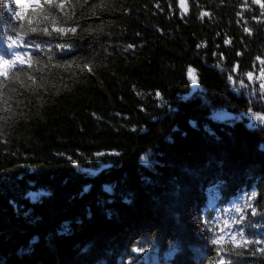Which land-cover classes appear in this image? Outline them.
I'll use <instances>...</instances> for the list:
<instances>
[{
  "label": "trees",
  "instance_id": "16d2710c",
  "mask_svg": "<svg viewBox=\"0 0 264 264\" xmlns=\"http://www.w3.org/2000/svg\"><path fill=\"white\" fill-rule=\"evenodd\" d=\"M99 2L70 0L54 15L78 34L47 39L17 23L14 0L8 10L0 0V56L31 55L32 72L43 73L38 94L13 79L0 95V264H213L210 238L223 221L221 258L264 264L255 251L264 243L243 258L228 243L238 232L264 238L249 212L241 221L229 211L256 193L264 211V122L248 111L264 100L239 83L264 56L261 9L251 0H188L185 15L170 7L175 0H105L106 11L93 7ZM9 36L22 46L7 49ZM57 39L72 52L56 50ZM89 60L94 74H81L76 65ZM139 246L142 255L132 252Z\"/></svg>",
  "mask_w": 264,
  "mask_h": 264
},
{
  "label": "snow or ice",
  "instance_id": "6c2138e0",
  "mask_svg": "<svg viewBox=\"0 0 264 264\" xmlns=\"http://www.w3.org/2000/svg\"><path fill=\"white\" fill-rule=\"evenodd\" d=\"M12 2L13 0H9V3L3 4L2 7L8 10L11 8ZM27 2L30 9L27 14H25V12L23 11V5L21 4V0H14L16 7L11 10L13 12L14 17L18 18L17 23L22 24V22L26 21L29 26L30 32L33 35L38 36L42 33L44 38L51 39L52 33H55L58 37H67L69 33L73 36H76L78 34V28L75 26H60L59 17L57 15H54V13H56L57 11L63 13L70 0H27ZM251 2L252 4L258 5V7L261 9V16H264V0H251ZM84 3H88V0H84ZM156 6L159 7V5ZM93 7L99 8L100 11H106L109 6L105 3V0H100V2L93 5ZM170 7L178 8L180 11L184 12L185 15H187L189 11L188 0H175V4L170 5ZM244 7L247 8V4H245ZM210 15L211 13L209 12H201V18ZM237 15L239 16L241 15V13H237ZM256 19L258 20V18ZM244 32L248 35L252 34L251 30L247 27L244 28ZM137 35H139V33H137ZM19 39L20 41H22L24 39V36H20ZM7 40L8 43L6 47L9 50L22 46L21 43L17 41L16 37L14 36L7 37ZM231 43L232 41L230 39H224V45H231ZM205 46L206 45L204 43H201L197 45V48ZM33 47L35 48V51L41 52L44 50L45 45L37 43ZM133 47L134 45L132 44L128 45V48ZM55 49L59 50L61 53L65 51L71 53L72 45L66 44L57 39L55 43ZM48 51H53V48L49 47ZM213 55H217V53H213ZM235 55L237 57H240L243 55V53H241L240 51H236ZM219 56L221 60L225 59L223 53H220ZM33 59L34 58L31 57V55H29L27 61H24L19 56V54H16L8 59H5L4 57L0 56V80L6 82L3 85H0V95H2L4 90L11 87L13 79H15V81L20 84L21 89L30 87L34 93L38 94L40 84L42 83L41 76L43 75V73L37 75L32 72ZM53 59V56H48L49 61H52ZM254 60L255 63L252 65V70L243 73L245 79L240 80L239 83L241 87H245L246 84L255 86L251 89L252 93L257 96L258 100H264V56H256ZM35 62L38 66L37 72H39V60H36ZM71 66L72 65L70 64L63 65V67ZM76 67L80 69L81 74H83L84 71H87L89 75L94 74L93 61L91 60L78 64L76 65ZM44 68L47 69L48 65L45 64ZM240 68L241 65L239 61L233 64L232 74L228 75V81L230 84H235L237 82L235 76L237 73L240 72ZM256 69H258V72L256 71ZM193 71L194 70L191 67L187 69L190 82L192 85L195 86L197 85L198 81L193 78ZM257 88L258 91L256 90ZM155 96L157 97V99H163L162 93L159 91L155 93ZM5 103H7V101ZM4 111L5 113H7L10 111V109L8 107H5ZM248 111L249 114L255 113L254 118L260 120L261 122H264V107H262L260 111H256L254 108H249ZM9 118L10 117L8 116H4V122L6 123ZM96 155L102 156L103 153H96ZM141 159H143V157ZM257 196L258 193L248 194L245 201L247 208H245L243 205H237L234 209L229 210H234L238 214L239 219L241 221L244 220L243 214L245 213V211L249 212L250 217L252 219H249L247 223L249 227L252 228L264 227V224H260L259 221L255 219L257 216L264 218V211L257 212V207L254 203L257 199ZM233 223H235V221H233ZM219 227L220 232L218 234L214 233V238H210V244L217 249L216 258L214 259L213 264H233L232 261H225L223 258H221L222 252L220 251L225 247V238L223 236V231L225 228L228 227V221H223ZM205 230L209 232L212 231V229L210 228ZM228 243L231 244L230 254L235 255L238 258H243L245 251H247L250 245L264 243V238H262L261 240H250L246 237L243 232H238L230 237ZM137 244H139V242H137ZM144 251L145 249L142 246L134 247L132 249V252L136 253L137 255H142ZM255 251L264 255V248H257Z\"/></svg>",
  "mask_w": 264,
  "mask_h": 264
},
{
  "label": "rangeland",
  "instance_id": "374dc122",
  "mask_svg": "<svg viewBox=\"0 0 264 264\" xmlns=\"http://www.w3.org/2000/svg\"><path fill=\"white\" fill-rule=\"evenodd\" d=\"M226 116V115H225ZM225 116H221L220 119H225L226 117ZM230 117V115H228Z\"/></svg>",
  "mask_w": 264,
  "mask_h": 264
}]
</instances>
